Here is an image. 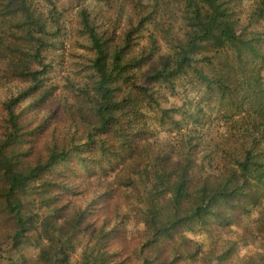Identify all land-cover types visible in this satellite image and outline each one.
Segmentation results:
<instances>
[{"label":"trees","instance_id":"16d2710c","mask_svg":"<svg viewBox=\"0 0 264 264\" xmlns=\"http://www.w3.org/2000/svg\"><path fill=\"white\" fill-rule=\"evenodd\" d=\"M59 1L0 0V86L11 89L0 207L13 220L7 237L16 258L1 242L0 257L11 264L264 261L261 252L239 255L223 234L260 207L253 233L264 242V0H73L79 45L89 53L74 71L85 81L75 96L48 82L74 30ZM66 78L71 88L80 81ZM215 123L222 131L213 132ZM153 125L178 142L158 138ZM44 138L45 155L30 164ZM84 176L101 179L102 190L67 215L64 199L80 193L73 184ZM120 185L142 206L120 213L117 204L114 215L91 220ZM132 217L144 224L138 262L115 242ZM195 230L210 239L202 255L188 236ZM76 231L95 246L72 262ZM43 241L28 260L24 250Z\"/></svg>","mask_w":264,"mask_h":264},{"label":"rangeland","instance_id":"374dc122","mask_svg":"<svg viewBox=\"0 0 264 264\" xmlns=\"http://www.w3.org/2000/svg\"><path fill=\"white\" fill-rule=\"evenodd\" d=\"M73 0H61L58 2L59 8L65 10V22L68 26L73 28V33H70L69 41L67 42L66 48L64 49V55H63V63L62 65L57 64L54 68V70L49 74V84L56 83L58 86V90L66 95L69 96H75L79 95L78 86L83 84L85 81L80 80L79 78L74 77V71L77 66L82 65L86 61V56L89 54L84 47H81L79 45L80 42H84L83 38L79 36V34L75 31V28H77L78 25V16H77V9L78 7L74 6ZM42 7H46L44 3L41 5ZM130 5L127 4L128 11L130 9ZM172 14V13H171ZM162 17L159 16V19ZM148 37V31H143L138 37H137V43L144 45L147 42ZM0 66H3L0 64ZM66 75L72 78H75V81H78L75 83L74 87H70L69 84H67ZM186 89L182 88V94H186ZM11 89H7L6 87L0 86V137L4 134V131L6 129V118H5V112L3 111V102L10 94ZM78 93V94H77ZM63 94V95H64ZM191 97H196V93L190 92ZM182 100H180L179 97L172 100V102H176L178 104H181ZM156 128V136L160 138L161 140H170L175 142H178V138L176 136V133L168 132L164 129L158 128L157 126H154ZM223 127L219 126V124L215 123L213 126V132H219L222 131ZM50 139L44 138L40 139L38 141V150L31 152L29 157L30 164L34 163L37 159L42 158V156L46 153V147L48 144H50ZM101 180V179H99ZM99 180L95 179V177H82L77 178L74 180L73 185H78L81 187H78L80 189V193L78 194H72L69 197H65L64 202L68 203V206L66 208L67 215H72L75 210H77L80 207H85L90 199H93L96 195H98V192L102 190V187L99 185ZM84 186V187H83ZM116 195L118 198L114 200V198H111L106 206V211L101 210L102 208H98L97 210L94 209V212L88 214V217L91 220H94V215L99 216L100 213L105 212V214L108 215H114L116 212V208L118 205H120L119 212H126L128 209H133L135 206L138 205V207L142 206V204L138 202L137 198L134 196V192L132 191V188H126L125 186L120 185V189L117 191ZM129 196V197H128ZM115 197V195H114ZM63 202V203H64ZM118 204V205H117ZM38 207V206H35ZM46 209H42L41 213H46ZM262 214V209L260 207L252 208L249 210L246 217L243 218L241 221V224L238 225H232L230 227H227L223 230L224 237H229L233 239L236 242V245L239 250V255H254L255 253L261 252L264 253V250L262 249V245H264V242L260 240V238L255 237L254 231V221L256 219H259ZM64 222L63 219L60 220V222L56 223L55 226L59 227L60 223ZM101 221V218L99 219V222ZM144 229V224L136 222L135 218L132 217L129 221V224H126L124 227L121 228V231L119 232V236L116 239V244L122 247L127 254L128 258L131 259L132 262L136 261L138 262L136 258V251L137 246L142 241L140 232ZM13 233V220L9 218V216L6 213H2L1 207H0V242L2 243V247L4 250L7 248L9 251H6L7 254L13 259L16 258V255L13 253L14 251H11L10 248V241L9 237L7 235H11ZM188 236L197 241L202 246V252L201 255L204 254L205 251L208 250L210 245V239L207 233H205L203 230H195L192 232H188ZM94 239H92L89 235H86L80 231L75 232V251L73 252L71 256L72 262H77L82 259V255L84 252L90 250L92 247L95 246ZM46 241H43V243L38 246H32L24 250V255L26 258L30 261H34L38 254L40 249L43 247ZM201 255H199V259L201 261ZM237 258H235V261ZM241 261V260H240ZM0 264H11L10 260L7 258V255H1L0 257ZM191 264H199L195 260L191 261ZM209 264H220L217 262L215 258L209 261ZM239 264H246L244 262H240ZM260 264H264V261H261Z\"/></svg>","mask_w":264,"mask_h":264}]
</instances>
